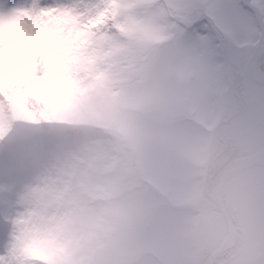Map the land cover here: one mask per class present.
Returning <instances> with one entry per match:
<instances>
[{"label": "clouds", "instance_id": "1", "mask_svg": "<svg viewBox=\"0 0 264 264\" xmlns=\"http://www.w3.org/2000/svg\"><path fill=\"white\" fill-rule=\"evenodd\" d=\"M63 119L55 178L13 220L23 264H264V117L224 102L149 130L86 106ZM39 150L21 141L25 161Z\"/></svg>", "mask_w": 264, "mask_h": 264}, {"label": "rangeland", "instance_id": "2", "mask_svg": "<svg viewBox=\"0 0 264 264\" xmlns=\"http://www.w3.org/2000/svg\"><path fill=\"white\" fill-rule=\"evenodd\" d=\"M72 2L0 0V5L7 8L27 6L22 12L0 13V65L18 58L24 61L28 71L51 73L50 83L37 87L52 91L58 80L56 68L62 67L56 59L59 46L78 38L68 23ZM115 2L117 9L112 19L118 31L95 32L92 42L97 46L90 50L101 58L106 57L108 65L96 72L99 65L96 57L92 58L89 67L95 76L87 74L82 80L86 87L82 92L86 107L102 109L116 117L113 131L149 130L175 116L206 120L213 108L224 102L236 110L243 106L256 123L264 117V84L255 83L247 76H240L221 90H205L188 101L185 93L193 85L183 77H177L175 84L162 79L170 66L165 51L169 37L148 10L156 0ZM63 97H66L64 93ZM81 106L76 103L72 109ZM66 111L60 109V115L63 117ZM28 116L32 122V116L29 113ZM67 149L62 144L44 149L0 178V264H23L18 249L25 241L24 228L13 224L24 208L20 195L50 184Z\"/></svg>", "mask_w": 264, "mask_h": 264}, {"label": "snow or ice", "instance_id": "3", "mask_svg": "<svg viewBox=\"0 0 264 264\" xmlns=\"http://www.w3.org/2000/svg\"><path fill=\"white\" fill-rule=\"evenodd\" d=\"M25 8L0 5V13ZM148 10L169 37L165 51L170 66L162 79L175 84L183 77L193 85L185 93L188 101L205 90H221L240 76L264 78V0H156ZM51 75L26 70L18 58L6 60L0 69V96L14 111L22 110L26 96L21 91L34 94L37 86L50 83Z\"/></svg>", "mask_w": 264, "mask_h": 264}, {"label": "trees", "instance_id": "4", "mask_svg": "<svg viewBox=\"0 0 264 264\" xmlns=\"http://www.w3.org/2000/svg\"><path fill=\"white\" fill-rule=\"evenodd\" d=\"M115 1L73 0L68 23L78 33V38L59 46L56 59L62 67H55L58 80L52 91H41L37 87L34 94L28 95L23 89L21 94L26 96V104L22 110L15 111L7 98L0 96V178L25 161L20 151L21 141L25 138H36L40 144V150L28 159H33L44 149H53L58 144L69 147L72 143L70 127L60 115V109L68 111L76 103L86 106L82 99L86 89L82 80L87 74L95 76L89 67L92 58L96 57L99 65L96 72L108 65L106 57L101 58L90 50L97 46L92 42L95 32L118 31L112 19L117 9ZM3 66L0 65V69ZM63 93L66 97L62 98Z\"/></svg>", "mask_w": 264, "mask_h": 264}, {"label": "water", "instance_id": "5", "mask_svg": "<svg viewBox=\"0 0 264 264\" xmlns=\"http://www.w3.org/2000/svg\"><path fill=\"white\" fill-rule=\"evenodd\" d=\"M253 82L259 83V84H264V79H261L255 75H247Z\"/></svg>", "mask_w": 264, "mask_h": 264}, {"label": "bare ground", "instance_id": "6", "mask_svg": "<svg viewBox=\"0 0 264 264\" xmlns=\"http://www.w3.org/2000/svg\"><path fill=\"white\" fill-rule=\"evenodd\" d=\"M258 77V76H257ZM260 78V77H259ZM261 79H264V78H261Z\"/></svg>", "mask_w": 264, "mask_h": 264}]
</instances>
